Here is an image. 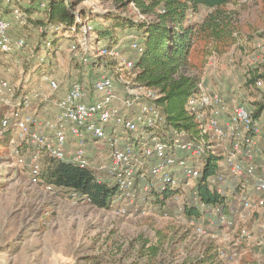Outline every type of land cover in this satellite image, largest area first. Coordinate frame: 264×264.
Masks as SVG:
<instances>
[{"label":"rangeland","instance_id":"rangeland-1","mask_svg":"<svg viewBox=\"0 0 264 264\" xmlns=\"http://www.w3.org/2000/svg\"><path fill=\"white\" fill-rule=\"evenodd\" d=\"M28 4V0H0V18L11 23L8 31L11 41H24L22 48L10 53L0 49V88L8 82L13 90V95L6 89L0 94V141L8 145L0 147V264H199L211 248L218 254L216 264H264V249L256 244V226L261 223L264 209L261 214L242 216L233 227L218 229L213 220L198 225L183 210L184 199L191 197L193 186L183 187L181 175H178L181 180L178 185L182 187H174L162 207L125 200L113 208H98L87 199L71 196L68 191L31 182L32 157L38 154L43 163L46 153L30 142L19 146L17 128L4 129L3 119L10 117L14 124L19 119L32 117L35 127L49 131L45 120L57 119V103L73 81L80 80L91 86L97 68L107 70L114 77L128 72L120 63L113 65V59L96 66L82 63L79 57L86 47L90 57L98 59V47L106 42H97L92 29L73 35L49 27L45 34L29 21L25 10ZM14 7L23 12V23L12 14ZM82 8L99 17L100 23L109 25V16L113 14L125 15L139 23L155 19L154 15H146L147 19L143 20L130 0H86L75 10ZM44 9L38 5L31 17H40ZM208 11L202 9L187 20L201 21ZM219 20L230 21L238 29L235 41L223 53L217 51L216 41L209 43L207 52L212 53L204 59L202 69L187 73H195L198 83L203 82L209 89L254 108L259 93L254 89L250 92L245 83L257 69L264 71V0H232L223 6ZM142 34L127 30L119 35L114 46L117 45L122 57L136 60L131 39ZM74 44H79L75 50ZM45 76L59 83L57 91ZM25 95L30 96L31 104L19 108L16 104ZM7 97L11 105L2 100ZM101 152L98 158L102 160L106 151ZM151 179L160 185L158 180ZM121 208L127 209L126 212H121ZM242 229L251 232L253 238L239 240ZM154 246L159 247L157 254H148Z\"/></svg>","mask_w":264,"mask_h":264},{"label":"built area","instance_id":"built-area-1","mask_svg":"<svg viewBox=\"0 0 264 264\" xmlns=\"http://www.w3.org/2000/svg\"><path fill=\"white\" fill-rule=\"evenodd\" d=\"M130 2L146 20L136 0ZM41 6L45 7V2ZM12 14L21 23L25 21L20 8L14 7ZM10 26L7 19L0 18V49L8 53L24 46L23 39L11 41ZM91 29V25L85 24L83 33ZM78 45L74 44L73 49ZM86 49L79 58L88 65L92 57ZM131 49L138 53L143 51L138 38L131 39ZM98 51L99 56L113 59V65L122 64L128 75L119 73L114 77L107 70L97 68L91 86L80 80L73 81L57 103V119L45 120L49 131L35 127L32 117L19 119L14 124L10 117H5L2 126L6 130L17 128L18 145L30 142L52 157L101 172L117 185L125 200L145 204L152 187L157 185L152 180L144 185L140 182L152 176L160 182L159 186L176 188L180 186L178 175H181L183 187L194 186L205 172L207 158L219 157L220 169L210 179L218 183V192L223 193L228 186L237 193L235 214L232 217L223 214L222 223L233 227L244 215L261 214L264 209V110L255 118L250 106L199 82L197 91L186 104V109L199 122L198 131H163L165 115L157 101L160 94L136 80L135 61L122 57L117 45L101 46ZM44 79L53 90L59 89L55 79L48 76ZM2 89L13 95L8 82L2 83L0 94ZM2 100L11 105L10 98ZM30 104V96L25 95L16 105L27 108ZM91 141L105 148L102 160L98 158L102 153H96L97 158L94 156L96 148ZM30 169L31 182L38 184L41 170L38 154L32 157ZM126 210L120 209L121 212ZM261 215V223L256 226V244L264 249V213ZM242 230L239 240L253 238L251 232Z\"/></svg>","mask_w":264,"mask_h":264},{"label":"trees","instance_id":"trees-1","mask_svg":"<svg viewBox=\"0 0 264 264\" xmlns=\"http://www.w3.org/2000/svg\"><path fill=\"white\" fill-rule=\"evenodd\" d=\"M28 1L29 4L25 10L29 15V21L31 20L35 27L41 28L45 34L49 27H54L58 32L76 35L82 32L83 26L87 24L92 26L91 32L97 42L105 41L104 46L111 48L116 44L119 35L127 30L143 33L138 38L143 51L136 52L135 69L138 70L136 80L156 89L160 94L157 101L165 115L162 130H179L189 133L198 131L199 122L186 109L189 97L197 91L198 78L195 73L188 75L187 72L202 69L204 59L209 55L208 53H212V51L207 52L206 47L209 43L216 41L217 51L223 53L235 41L234 36L238 29L232 27L230 21L219 20L223 6L232 0H136L140 11L146 15H154V20L149 23H139L125 15L113 14L109 16L110 25L100 23V18L93 16L85 8L80 11L75 10L77 5L86 0ZM43 2L46 6L41 16L31 17L37 6ZM123 4L126 5L127 2ZM202 9H209V11L201 21L187 20L191 15L199 14ZM108 58V56H99L98 59L93 57L88 66L111 61V58ZM245 86L250 92L254 89L259 93L260 97L252 108L253 116L258 118L264 110V71L257 69L246 81ZM3 146L8 145L1 140L0 147ZM42 160L38 184L68 191L71 196L87 199L98 208H113L116 204L125 201L117 185L101 172L80 167L68 160L57 159L48 153ZM220 160L221 158L215 156L207 158L205 172L192 187L191 197L184 199L183 206L185 213L190 218H194L198 225L213 220L211 222L218 229L227 226L222 223L221 216L223 214L234 216L237 207L236 190L230 191L226 186V191L218 192V183H212L210 179L220 169ZM29 174L31 178L30 167ZM151 177L146 181L150 182ZM182 186L176 188L179 189ZM174 190L170 186L166 188L154 186L148 197L150 201L147 202L162 207L164 200L173 194ZM158 248L152 247L148 254H157ZM142 249L140 253L144 255ZM212 250L213 248L209 249L206 257L200 259L199 264H216L218 254L213 253Z\"/></svg>","mask_w":264,"mask_h":264},{"label":"crops","instance_id":"crops-1","mask_svg":"<svg viewBox=\"0 0 264 264\" xmlns=\"http://www.w3.org/2000/svg\"><path fill=\"white\" fill-rule=\"evenodd\" d=\"M91 144L96 148L93 154H94V156L97 158L96 155H97L98 153H102L101 151L105 150V148H104L103 146H100L98 143H97V144H98L99 146H98V145H94V143H92V141H91ZM98 149H99V150H98ZM96 153H97V154H96ZM98 155H99V154H98Z\"/></svg>","mask_w":264,"mask_h":264}]
</instances>
